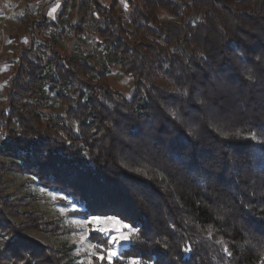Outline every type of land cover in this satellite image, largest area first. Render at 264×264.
I'll return each instance as SVG.
<instances>
[{
  "label": "trees",
  "instance_id": "16d2710c",
  "mask_svg": "<svg viewBox=\"0 0 264 264\" xmlns=\"http://www.w3.org/2000/svg\"><path fill=\"white\" fill-rule=\"evenodd\" d=\"M127 2L130 29L112 3L91 0L107 59L134 80L129 100L84 59L23 51L13 65L0 111V264H68L23 235L25 223L64 231L13 209L6 171L78 204V217L137 229L122 259L264 264V0ZM44 85L63 103L56 115L42 112Z\"/></svg>",
  "mask_w": 264,
  "mask_h": 264
},
{
  "label": "rangeland",
  "instance_id": "374dc122",
  "mask_svg": "<svg viewBox=\"0 0 264 264\" xmlns=\"http://www.w3.org/2000/svg\"><path fill=\"white\" fill-rule=\"evenodd\" d=\"M98 1L106 7L112 3L122 26L130 29V6L127 0ZM157 16L162 21L171 18L163 10H159ZM186 17L188 18L187 15ZM197 18L188 20L194 21ZM100 21L91 0H0V111L6 107V96L15 72L13 65L23 51L31 60L35 57L45 59L50 51L57 52L61 58L73 56L84 59L96 70L106 73L105 81L110 91L129 100L133 95L134 80L132 75L122 72L120 64L113 61V57L107 59L103 40L96 31ZM76 26L81 30L77 31ZM90 78L97 83L101 82L97 75H90ZM42 96L45 99L42 112L46 116L56 115L63 108L62 101L48 91L47 85L42 86ZM0 162H7V159L0 157ZM3 178L5 194L14 202L13 209L16 208L19 213L44 214L60 231H64L52 232L48 226L35 229L25 223L23 235L60 250L65 254L68 264H94V258L102 261L98 259L100 255L104 257V264H109L107 252H102L99 247H107V238L97 228L111 229L117 220L121 225L127 223L112 215L78 217L73 214L81 209L78 204L72 203L70 199H66V204L63 203L65 197L62 194L40 186L27 173L6 171ZM90 217H113L114 220L103 219L100 224H96L88 222ZM21 220L13 218L14 222ZM124 234L132 236L134 233L125 231ZM96 238L99 242L94 243ZM121 244L125 247L128 241H121L113 246L117 256L112 259L111 264H128L129 260H137L122 259L120 253L124 247L121 248ZM92 245L98 247L93 250Z\"/></svg>",
  "mask_w": 264,
  "mask_h": 264
},
{
  "label": "snow or ice",
  "instance_id": "6c2138e0",
  "mask_svg": "<svg viewBox=\"0 0 264 264\" xmlns=\"http://www.w3.org/2000/svg\"><path fill=\"white\" fill-rule=\"evenodd\" d=\"M249 79H252V76L249 75ZM175 115V113H174ZM252 138L255 139V134L252 135ZM41 191H44V189H41ZM103 219H107L109 221L114 220L113 217H107V218H100V217H90L88 222L89 223H96L100 224ZM98 231L103 233L104 237L107 238V247L105 248L103 245H100L99 247L101 248V251H106L107 252V258L109 261V264H111L112 259L117 256V252L113 250V246L120 244L121 241H129L131 242V235H125L124 232L127 231L128 233H136L138 230L135 229L134 227H131L128 224H120V221H115V226L111 229H106L103 227H98ZM209 236H211V231L209 232ZM110 237V238H109ZM219 243V241H218ZM131 246V243L129 244ZM98 247L97 245H92L93 250ZM124 245L121 244V248H123ZM185 252L191 251L190 247H185L184 249ZM225 252H227V248L224 249ZM98 259L103 260L104 257L102 255L98 256ZM128 264H139L138 260L132 259L129 260Z\"/></svg>",
  "mask_w": 264,
  "mask_h": 264
}]
</instances>
